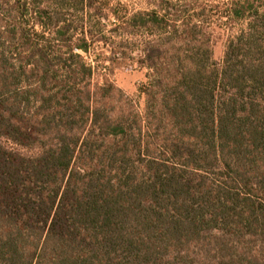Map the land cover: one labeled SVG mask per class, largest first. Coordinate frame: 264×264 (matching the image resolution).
Masks as SVG:
<instances>
[{"label": "trees", "instance_id": "trees-1", "mask_svg": "<svg viewBox=\"0 0 264 264\" xmlns=\"http://www.w3.org/2000/svg\"><path fill=\"white\" fill-rule=\"evenodd\" d=\"M227 5L219 63L168 4L114 15L139 112L85 60L97 0H0V264H264V0Z\"/></svg>", "mask_w": 264, "mask_h": 264}, {"label": "rangeland", "instance_id": "rangeland-1", "mask_svg": "<svg viewBox=\"0 0 264 264\" xmlns=\"http://www.w3.org/2000/svg\"><path fill=\"white\" fill-rule=\"evenodd\" d=\"M230 0H97V7L101 8V15L104 17L103 41L96 42L90 48L89 55H83L85 60L95 69L99 81L106 77L118 89L123 91L126 97L132 102L137 111L142 112L145 99L142 95L145 86L149 82L150 71L141 68L137 58L141 53L140 39H125L119 33H113L114 25L117 24L115 14L122 18H128L136 13H147L158 11L163 14L168 4V20L191 21L199 25L200 33L209 41V47L213 51L214 60L221 62L228 41L239 35L246 28V22H234L228 16L227 5ZM57 8V7H56ZM69 19H80L79 14L71 12ZM84 16L83 14L81 15ZM86 16V15H85ZM92 16V14H90ZM89 15H87V18ZM39 32V29L36 28ZM121 35V37H119ZM110 43L117 49L119 62L114 65V70L109 75L106 67L110 63L105 60L111 56ZM123 43V45L121 44ZM127 43L131 45H127ZM132 49H135L134 52ZM123 53L130 55L123 59ZM25 155L30 153L20 151Z\"/></svg>", "mask_w": 264, "mask_h": 264}]
</instances>
